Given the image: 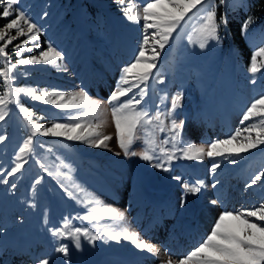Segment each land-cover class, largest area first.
Wrapping results in <instances>:
<instances>
[{
	"label": "rangeland",
	"instance_id": "obj_1",
	"mask_svg": "<svg viewBox=\"0 0 264 264\" xmlns=\"http://www.w3.org/2000/svg\"><path fill=\"white\" fill-rule=\"evenodd\" d=\"M147 2L149 0H135L137 6ZM16 7L23 8L41 28V35L35 42L40 48L34 47L33 42L25 44V48L32 47L33 50L23 52V58L39 56L40 51L51 44L62 53V59L57 64L66 71H58L43 63L21 65L13 73L17 76L13 87L33 88L38 93L41 90L65 93L85 91L91 99L104 105L103 119L106 123L100 131L111 139L107 148H95L82 141H69L63 136L36 135L33 138L37 143L33 145L35 153L25 157L28 163L19 173L7 177L8 184L0 183V264H39L43 258L49 259L51 264H163L169 255L174 260L183 258L199 247L211 233L221 213H239L264 202V178L247 187L255 175L264 172V152L261 151L264 145L227 158L176 159L166 165L170 167L168 172L153 168L139 156H125L118 147L115 125L105 102L116 88L121 69L134 59V53L138 51L144 34L143 20L130 22L116 0H22ZM225 7L227 21L240 20L241 14L248 8V0H228L227 6L218 7V20ZM191 16L192 13H189L188 17ZM188 17L181 21V26L164 49L157 48L160 52L157 67L148 81L147 95L138 107H146L154 114L157 104L161 105V110H166L171 107V97L181 93V104L174 116L178 121H185L181 129L185 142L183 146L188 143L206 146L242 128L243 112L254 98L264 92V79H260L258 74L257 83L252 84L248 71L253 52L264 47V25L255 27L250 24L246 34L241 32L249 50L245 54L233 44L227 25L220 28V43L209 41L201 49L198 43L190 42V37L192 41L196 40L193 29L198 19ZM12 18H1L0 28ZM244 22H240V28ZM148 31L151 33L154 30ZM25 39L14 40L6 49L12 63L17 60L14 45ZM3 63L4 57L0 56V68ZM95 76L99 77L98 81ZM136 91L133 89V92ZM165 96L168 99L161 103V97ZM19 100L37 117H43L35 122L45 127H50L54 121L75 123L78 119L73 120L72 117L82 115L80 109L60 110L51 104L33 101L23 94ZM169 123V120L165 121V124ZM80 131L77 129V132ZM0 135L6 137L0 142V172L6 174L14 166L19 147L30 135V129L16 105L8 106V114L0 121ZM167 135V132L156 131L158 140ZM142 147L143 134L138 130L130 151L140 152ZM166 147L171 148V144ZM176 154L181 155L180 152ZM233 159L235 164L230 162ZM214 162L220 164L215 173L211 171ZM62 163L67 167L61 166ZM58 172L65 175H56ZM174 176L182 179L177 181ZM37 179L41 180L40 184H35ZM198 180L204 182L200 192L185 195L183 184H195ZM12 183L16 184L15 188L11 187ZM214 183L216 187L212 186ZM73 185H78L84 192H78ZM65 188L81 200L91 196L104 206L123 213L124 220L119 224L110 219L100 221L101 234L105 229L119 231L127 227L138 233L141 239L156 245L160 255L141 252L125 240L117 243L102 239L92 244L81 237L82 247L77 250L72 241L53 237L50 229L60 227L66 217L73 227L88 228L93 234L97 233L95 221L72 219L85 215L88 208L94 205L85 207L77 203L76 199L68 196ZM156 189L160 190L157 200L160 196L164 197L160 215L155 212L149 198V194ZM182 198L185 201L183 206ZM212 200L219 202L213 205ZM192 207L198 210L192 224L198 227L194 231L199 237L187 247L184 227ZM156 215L162 222L156 224L159 230L152 231L151 236L146 228ZM139 219L142 221L137 225ZM249 219L258 224L264 223L254 217ZM59 244L69 245L68 257L55 252ZM179 247L185 249L179 252ZM165 250L169 255L164 254Z\"/></svg>",
	"mask_w": 264,
	"mask_h": 264
},
{
	"label": "snow or ice",
	"instance_id": "obj_2",
	"mask_svg": "<svg viewBox=\"0 0 264 264\" xmlns=\"http://www.w3.org/2000/svg\"><path fill=\"white\" fill-rule=\"evenodd\" d=\"M20 3L22 0H0V9H2L0 18L14 17L0 28V42H3L0 44V56L4 57L3 67L0 68V78H2L0 121H3L8 114V106L10 104L16 105L30 129V135L23 141L15 154L14 166L11 167V170L6 174L0 172V183L4 184L9 183L7 177L19 173L28 163L25 157L35 153L33 145L37 142L33 138L36 135L44 137L63 136L69 141H82L95 148H107V142L111 139L110 136L104 135L100 131L106 123V120L103 119L104 105L101 101L91 99L85 91L65 93L55 90H41L38 93L33 88L13 87L17 79L13 73L21 65L43 63L55 67L58 71H66L57 64V61L62 59V53L51 44L46 50H41L39 56L32 55L23 58V52H32L33 50L32 47L25 48V44L33 42L34 47L40 48V45L35 42L41 35V28L23 8L16 7ZM116 3L122 6L121 11L130 22L139 23L143 20L144 29L143 38L139 43L138 51L134 53V59L121 69L116 88L105 102L110 109L112 122L115 125L118 147L125 156H139V159L149 162L153 168L168 172L170 167L166 165H170L176 159L201 160L205 156L227 158V156L247 153L264 145V92L254 98L243 112L240 121L241 125H244L242 128H237L227 138L212 141L206 146H196L190 143L183 146L185 142L182 138L181 129L185 121H178L174 116L175 110L181 104V93L171 97V107L166 108V110H161V105L157 104V110L154 114L146 107H138L142 105L147 95L148 81L153 76V69L157 67V60L160 55L157 48L164 49L173 33L181 26V21H185L189 13H192V16L188 17L189 19H198V23L193 29L196 40L192 41L190 37V42L198 43L201 49L205 48L209 41L222 42L219 32L221 26L226 27L227 25V7L220 15L219 20L217 19V9L220 6H227L228 0H218V3L217 0H149L143 6H137L135 0H116ZM44 15L46 16L47 13ZM251 23H253V18L249 16L241 28L242 34H246ZM149 29L154 31L149 33ZM12 30H15L14 35ZM20 37H26V39L14 45L13 51L16 53L17 60L16 63H12L6 49ZM248 71L251 73L250 82L252 84L257 83L258 74L260 79H264V47L253 52ZM133 89L137 91L133 92ZM130 93H132L131 96H129ZM22 94L33 101L51 104L60 110L80 109L82 115L79 118L72 117L73 120L78 119V122L75 123L54 121L50 127H45L35 122L37 119H43V117H37L32 109L24 107L20 102L19 97ZM122 97L128 98L122 100ZM167 99L166 96L161 97V103ZM166 120H169L170 123L165 124ZM249 121L250 123H245ZM77 129H81V131L77 132ZM138 130L142 131L143 134V147L140 152L130 151L131 145L137 139ZM157 130L161 133L167 132L168 135L162 140H158ZM5 139V136L0 135V142ZM169 144H171V148L166 147ZM40 146L43 147L44 144L41 142ZM261 151L264 152V148H261ZM177 152H180L181 155L177 156ZM230 162L235 164L236 160L233 159ZM37 163H40L42 167L44 166L40 160H37ZM61 166L67 167L63 163ZM219 167L220 164L214 162L211 171L215 173ZM45 170L47 171V169ZM49 175L52 173L49 172ZM56 175L65 174L58 172ZM65 178L71 179L70 176H65ZM262 178H264V172L255 175L247 187L256 185L257 181H261ZM173 179L180 181L182 178L174 176ZM40 183V179L35 181V184ZM61 186L64 187L63 184ZM73 186L78 192H84V189L78 185ZM212 186L216 187V184L214 183ZM11 187L15 188L16 184L12 183ZM183 187L185 195L187 193L195 195L204 187V182L202 180H198L195 184L185 182ZM65 191L70 198L76 199L77 203H82L85 207L94 205V207L88 208L85 215L72 219L95 221L97 233L93 234L88 228L73 227L70 219L66 217L60 227L50 229L53 237L72 241L77 250L82 247L81 237L92 244L102 239L117 243L125 240L141 252L155 256L160 255L156 245L141 239L138 233L130 231L127 227L119 231L105 229L101 234L100 221L110 219L119 224L124 220L123 213L112 207L104 206L94 197L89 196L81 200L67 188ZM218 202L217 200L211 201L213 205ZM184 203L182 198L181 206ZM249 217L264 222V202L251 209H243L239 213L227 211L221 213L211 233L199 247L183 258L175 260L165 250L164 254L169 255V259L163 264H264V223L258 224L250 220ZM55 252L68 257L69 245L59 244L55 248ZM39 264H51V262L49 259L43 258Z\"/></svg>",
	"mask_w": 264,
	"mask_h": 264
},
{
	"label": "trees",
	"instance_id": "obj_3",
	"mask_svg": "<svg viewBox=\"0 0 264 264\" xmlns=\"http://www.w3.org/2000/svg\"><path fill=\"white\" fill-rule=\"evenodd\" d=\"M2 11V9H0ZM240 20L230 19L227 21V31L230 34L233 44L239 48L242 53L247 54L248 48L244 44L240 22L246 21L249 16L253 18V24L255 27H261L264 25V0H248V8L241 14ZM1 19V18H0ZM239 21V22H238Z\"/></svg>",
	"mask_w": 264,
	"mask_h": 264
},
{
	"label": "bare ground",
	"instance_id": "obj_4",
	"mask_svg": "<svg viewBox=\"0 0 264 264\" xmlns=\"http://www.w3.org/2000/svg\"><path fill=\"white\" fill-rule=\"evenodd\" d=\"M158 191H160L159 189H156L154 192H151L149 194V198H150V201L151 203L153 204V206L155 207L156 211L155 212H158L157 214L160 215V208H161V200L164 198H162L161 196L159 197V200H157L156 198V195H158ZM197 208V207H196ZM192 207L191 211H190V216H189V220H186L185 221V227H184V231H185V237L186 239L188 240V246L187 247H190L194 242H196V240L198 239V235L196 234V231H194V229L198 228L197 226H193V220H194V217H196L197 213H198V210ZM191 220V221H190ZM141 221L142 219H139L137 221V225H140L141 224ZM161 219L158 220V216L156 215L154 218H153V221L151 222V225L150 226H147V231H149V234H151L153 236V233L152 231H158L159 230V227H156V224L158 223H161ZM198 223V221H197ZM154 226H153V225ZM157 224V225H158ZM199 224V223H198ZM199 226V225H198ZM151 229V230H149ZM195 232V233H194ZM185 248H182V247H179L178 248V251L181 252L183 251ZM177 251V252H178ZM139 262V261H138ZM144 263V262H143ZM131 264V263H130ZM137 264V263H136ZM141 264V263H140Z\"/></svg>",
	"mask_w": 264,
	"mask_h": 264
}]
</instances>
